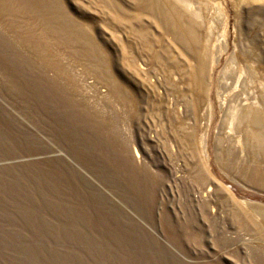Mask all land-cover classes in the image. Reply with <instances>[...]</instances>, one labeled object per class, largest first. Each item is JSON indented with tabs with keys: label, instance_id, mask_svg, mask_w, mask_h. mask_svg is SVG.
Segmentation results:
<instances>
[{
	"label": "rangeland",
	"instance_id": "obj_1",
	"mask_svg": "<svg viewBox=\"0 0 264 264\" xmlns=\"http://www.w3.org/2000/svg\"><path fill=\"white\" fill-rule=\"evenodd\" d=\"M262 94L264 0H0V264H264Z\"/></svg>",
	"mask_w": 264,
	"mask_h": 264
},
{
	"label": "bare ground",
	"instance_id": "obj_2",
	"mask_svg": "<svg viewBox=\"0 0 264 264\" xmlns=\"http://www.w3.org/2000/svg\"><path fill=\"white\" fill-rule=\"evenodd\" d=\"M233 118L237 120L238 132H241L240 127L242 125H245L246 129H248V132H242L244 136L243 146L248 155V167L242 166L241 168L239 164V167L237 166L238 171H235V174L239 175V178L247 183H255L263 186L264 178L257 174L255 170L264 169V94H262L259 101L248 104V107L245 109H235ZM226 155L228 156L229 154ZM255 159H258V161L256 162ZM235 162L236 161H233L232 158H223L220 157V155L216 156V163L219 170L226 175L232 174L234 170H237L233 167ZM197 188L199 191L202 189L201 186H197ZM228 199L231 201V197ZM236 206H238V204H236Z\"/></svg>",
	"mask_w": 264,
	"mask_h": 264
}]
</instances>
